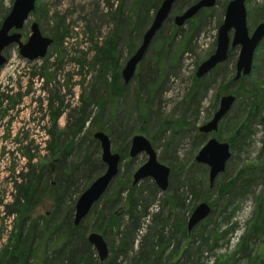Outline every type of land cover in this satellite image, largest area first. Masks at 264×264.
Listing matches in <instances>:
<instances>
[{"label": "rangeland", "instance_id": "374dc122", "mask_svg": "<svg viewBox=\"0 0 264 264\" xmlns=\"http://www.w3.org/2000/svg\"><path fill=\"white\" fill-rule=\"evenodd\" d=\"M153 1L35 0L18 33L25 43L36 23L41 36L52 40L46 55L29 62L16 44L3 52L0 93L6 87L11 92L0 106V264H264V211L255 215L264 196V38L248 76L229 83L237 47L196 82L231 0H216L181 27L174 17L198 0H176L125 85L120 72L163 0L156 8ZM12 4L0 0V25ZM245 10L250 36L264 24V0H246ZM107 41L109 56L101 54ZM113 80L121 86L117 91ZM226 95L235 102L217 131L200 133ZM259 102L248 119L251 103ZM97 132L109 138L121 163L70 236L78 197L106 169L93 139ZM137 135L170 170L166 191L151 178L131 185L147 161L144 153L128 156ZM211 138L228 144L231 156L210 186L209 168L195 157ZM201 203L211 212L187 231ZM91 233L106 243L103 262L87 242Z\"/></svg>", "mask_w": 264, "mask_h": 264}, {"label": "water", "instance_id": "95a60500", "mask_svg": "<svg viewBox=\"0 0 264 264\" xmlns=\"http://www.w3.org/2000/svg\"><path fill=\"white\" fill-rule=\"evenodd\" d=\"M175 1L163 0L156 10L150 26L142 35L140 45L127 60L120 72L121 79L125 85L133 79L137 66L146 54L155 34L169 17ZM215 2L216 0H198L180 15L175 16L173 24L176 27L183 26L186 21L193 18L200 10L214 7ZM245 2L246 0H231L226 5L223 22L217 30L214 52L198 66L195 74L197 79L203 78L218 65L226 62L229 51L237 47H239V51L235 62L233 81L236 82L251 73L254 52L264 38V24L257 25L251 35H248ZM34 5L35 0H13L10 12L0 25V68L6 63L3 52L13 44L17 45L21 58L29 62L42 59L46 55L48 47L52 44L51 39L41 36L36 23L30 25L31 34L26 42H21V36L18 31L22 29L25 21L33 12ZM230 32H232L231 37L229 36ZM234 102V96H222L212 119L206 125L199 128L198 131L205 135L216 132L219 122L230 111ZM93 139L99 143L101 151L100 160L106 169L78 197L73 216V224L75 226H78L89 214L92 207L99 201L118 174L120 157L118 154L112 153L109 138L103 133L97 132L93 135ZM141 153L147 155V161L135 171L132 176L131 185L135 186L141 180L151 178L160 191H166L170 170L157 162L156 153L149 141L143 136L137 135L131 139L128 156L129 158H134ZM230 156L228 144L220 143L214 138L209 139L197 153L195 162L206 165L209 168L210 186L215 178L224 172L225 164L230 159ZM210 212L211 209L207 204H199L187 221V231H190L195 225L205 220ZM87 242L95 248L99 261L103 262L107 257V247L103 238L96 233H91L87 237Z\"/></svg>", "mask_w": 264, "mask_h": 264}, {"label": "trees", "instance_id": "16d2710c", "mask_svg": "<svg viewBox=\"0 0 264 264\" xmlns=\"http://www.w3.org/2000/svg\"><path fill=\"white\" fill-rule=\"evenodd\" d=\"M159 3V0H155V1H153V7L154 8H156L157 7V4ZM137 17V16H136ZM188 22V21H187ZM138 25H139V27H138V38L141 36V34H142V26L140 27V24L138 23ZM137 38V39H138ZM111 42H112V40H111ZM111 42L110 41H107V42H105L106 44L104 45L105 47H104V49L102 50V52H101V54H105L106 56H109V54H110V46H111ZM231 51L232 50H230V53H229V56H230V54H231ZM183 52V51H182ZM131 53V52H130ZM104 55V56H105ZM229 58V57H228ZM112 61V60H111ZM110 61V62H111ZM110 65L112 66V63H110ZM219 66V65H218ZM218 66L214 69V70H212L213 72L218 68ZM110 67V66H109ZM105 68H107V66H104V70H102V72H105L106 71V69ZM211 71V72H212ZM39 74H37L36 72H33L32 73V76H38ZM40 76H41V74H40ZM242 78H244V77H242ZM242 78H240L239 80H241ZM202 79V78H201ZM200 79H195V81L197 82V81H199ZM238 80V81H239ZM231 82H234L233 81V78L232 79H230L229 80V83H231ZM110 85H113V87H117L116 88V90L115 91H117L118 89H120V87L121 86H116L115 84H114V80H113V82H111V84ZM2 90V92L0 93V106H2V104H3V102L4 101H6V100H9L10 99V97L8 96V94H9V92H11V90L10 89H8L7 87L6 88H3V89H1ZM261 99H263L264 100V97H261ZM15 102L14 101H11V103H10V107H13V104H14ZM261 105H260V102L258 103V104H253V103H251V107H250V109H249V111H248V119H251L250 117H252V115H254L255 114V111H256V108H259ZM247 119V120H248ZM82 125V121H77V123L74 125V129L75 130H78V129H80V126ZM242 128V127H241ZM243 129V128H242ZM235 134L237 135V132H235ZM101 161V160H100ZM120 163H121V161H120ZM120 163H119V165H120ZM19 177H22V175L21 176H19ZM233 184L234 183H229V184H227V185H225V186H227V187H231V186H233ZM224 186V187H225ZM14 187L16 188L17 187V185H16V183L14 184ZM230 187L228 188V189H230ZM17 189L19 190V187H17ZM225 189H227V188H225ZM20 192V191H19ZM128 194V193H127ZM257 202H258V205H257V207H256V211H255V215L256 216H258V217H260V215L262 214V212L264 211V196H259L258 197V199H257ZM77 227L78 226H75L74 224H73V221L70 223V226H69V229H67L68 231H66L67 233H69L70 234V236L73 234V232H75L76 230H77ZM66 232H64V233H66ZM72 234H71V233ZM69 234H66V236H68L69 237ZM89 244V243H88ZM74 251H75V249H73ZM59 251H63V246H62V250L60 249ZM75 254V253H74ZM73 259V258H72ZM80 260H84V259H80ZM76 264H79V262L77 261L76 262Z\"/></svg>", "mask_w": 264, "mask_h": 264}, {"label": "flooded vegetation", "instance_id": "af4514ba", "mask_svg": "<svg viewBox=\"0 0 264 264\" xmlns=\"http://www.w3.org/2000/svg\"><path fill=\"white\" fill-rule=\"evenodd\" d=\"M229 53H230V51H229ZM228 57H229V55H228Z\"/></svg>", "mask_w": 264, "mask_h": 264}]
</instances>
